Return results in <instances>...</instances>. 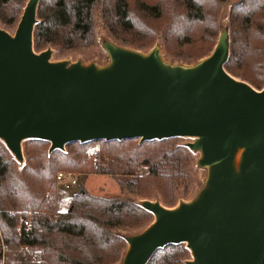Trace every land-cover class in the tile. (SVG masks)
Segmentation results:
<instances>
[{"label": "water", "instance_id": "water-1", "mask_svg": "<svg viewBox=\"0 0 264 264\" xmlns=\"http://www.w3.org/2000/svg\"><path fill=\"white\" fill-rule=\"evenodd\" d=\"M41 0H28L15 34L0 24V139L23 162V142L50 152L71 142L192 137L204 184L191 200L141 205L154 220L125 235L120 264H147L159 248L186 243V264H264V87L225 69L230 32L193 64L171 63L110 40V61H52L34 48ZM168 62H167V61Z\"/></svg>", "mask_w": 264, "mask_h": 264}, {"label": "trees", "instance_id": "trees-1", "mask_svg": "<svg viewBox=\"0 0 264 264\" xmlns=\"http://www.w3.org/2000/svg\"><path fill=\"white\" fill-rule=\"evenodd\" d=\"M27 2L0 0L1 26L17 27ZM228 5L231 44L225 69L262 89L264 0H41L34 48L79 51L97 46L98 15L124 46L154 48L161 33L167 55L197 62L217 44L220 17ZM178 138L75 141L53 152L49 141L29 139L23 142L25 164L0 140V251L4 241L7 264H119L127 249L125 235L132 234L123 232L136 233L154 220L141 201L159 197L171 208L195 189L194 152ZM60 171L119 177L130 195H96L82 185L62 211L56 193ZM27 246L40 249L38 259L23 253ZM190 254L186 243L169 244L147 264H186Z\"/></svg>", "mask_w": 264, "mask_h": 264}, {"label": "rangeland", "instance_id": "rangeland-1", "mask_svg": "<svg viewBox=\"0 0 264 264\" xmlns=\"http://www.w3.org/2000/svg\"><path fill=\"white\" fill-rule=\"evenodd\" d=\"M231 5L225 6L223 9V12L220 17V25L221 28L230 26L231 23ZM95 35L97 40V46L95 47H86L85 50H79V51H59L55 46H50L53 49V55L51 60L52 61H60V60H69L71 62H75L78 60H81L84 64H91L96 63L97 65H105L109 63L110 58L108 53L103 48V42L106 40L113 41L115 43L121 44L119 41H117L106 29L104 26V22L102 19L96 15L95 18ZM7 30L11 34H15L17 27H6ZM159 45L161 47L162 55L171 63H178V64H193L195 63V60H188V59H181V58H175L172 56H169L166 54L164 42L162 39V34L159 33L157 35V39L155 44ZM154 44V45H155ZM152 48V47H151ZM151 48L144 49V52H149ZM1 140V139H0ZM195 138L192 137H179L177 141H179L180 144L186 145L188 142H193ZM200 152L195 153L194 152V171H195V179L197 181V184L195 186L194 191L187 197H179L178 203L182 200H191L196 193L199 191V189L204 184L205 178H206V170L198 167L197 161L200 157ZM17 160V159H16ZM24 164L26 163V157L24 156ZM20 170H22V165L19 167ZM75 174L78 185H76L71 190H66L62 185L57 186L56 193L58 195V208L62 211L67 210L71 205L72 196L75 192H77L82 185L92 194L96 195H103L107 197H127L130 195V191L127 188V185L124 184V188L121 186V179L116 176H112L109 174H94L90 172H71ZM135 198V197H134ZM159 197H157L155 200H158ZM137 201L138 199L135 198ZM139 232V231H138ZM127 233H133V232H123V234ZM3 237V235L0 233V237ZM128 246V245H127ZM190 259L192 258V254H190ZM121 263V262H120ZM119 263V264H120Z\"/></svg>", "mask_w": 264, "mask_h": 264}, {"label": "built area", "instance_id": "built-area-1", "mask_svg": "<svg viewBox=\"0 0 264 264\" xmlns=\"http://www.w3.org/2000/svg\"><path fill=\"white\" fill-rule=\"evenodd\" d=\"M56 182H57L58 186L62 185L66 190H71L76 185L79 184L75 174H73L71 172H66V171H60L57 174ZM25 224L30 226V224L28 222H25ZM1 244H2V249L0 251V264H7L8 247L6 246L4 241H2ZM23 253L24 254H27V253L30 254L31 258L36 260L39 258L40 249L37 247L31 248V247L27 246V247L23 248Z\"/></svg>", "mask_w": 264, "mask_h": 264}, {"label": "bare ground", "instance_id": "bare-ground-1", "mask_svg": "<svg viewBox=\"0 0 264 264\" xmlns=\"http://www.w3.org/2000/svg\"><path fill=\"white\" fill-rule=\"evenodd\" d=\"M167 61V60H166ZM168 62V61H167Z\"/></svg>", "mask_w": 264, "mask_h": 264}]
</instances>
